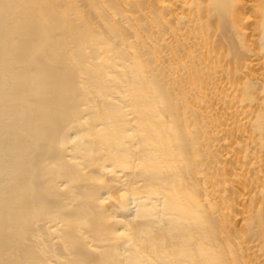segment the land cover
<instances>
[{"label": "bare ground", "instance_id": "1", "mask_svg": "<svg viewBox=\"0 0 264 264\" xmlns=\"http://www.w3.org/2000/svg\"><path fill=\"white\" fill-rule=\"evenodd\" d=\"M0 264H264V0H0Z\"/></svg>", "mask_w": 264, "mask_h": 264}]
</instances>
